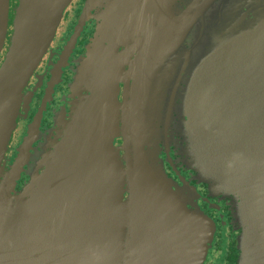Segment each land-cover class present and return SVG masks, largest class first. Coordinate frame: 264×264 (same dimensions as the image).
Instances as JSON below:
<instances>
[{
  "label": "water",
  "instance_id": "obj_1",
  "mask_svg": "<svg viewBox=\"0 0 264 264\" xmlns=\"http://www.w3.org/2000/svg\"><path fill=\"white\" fill-rule=\"evenodd\" d=\"M177 1L139 0L119 20L116 40L140 57L122 102L120 61L79 69L72 121L37 175L36 121L5 160L72 0H0V264H203L214 224L166 175L161 144L237 199L241 264H264V0L247 4L254 18L238 0Z\"/></svg>",
  "mask_w": 264,
  "mask_h": 264
},
{
  "label": "flooded vegetation",
  "instance_id": "obj_2",
  "mask_svg": "<svg viewBox=\"0 0 264 264\" xmlns=\"http://www.w3.org/2000/svg\"><path fill=\"white\" fill-rule=\"evenodd\" d=\"M251 1L254 0H238V5L242 12L254 18L257 4L255 7L247 5ZM89 2L90 0H72L65 9L54 38L30 79L25 94L31 101L26 109H21L5 160L7 169L14 164L18 149L24 142L30 125L35 121L38 128L31 147L32 157L34 155L39 158L41 151H44V156L56 152L65 125L72 121L78 99L73 84L79 69L86 62L95 69L103 64L120 61L116 68V80L120 81L121 102L126 84L131 86L133 83L129 72L134 65H140V57L138 54L130 57L126 53L129 47L126 48L124 42L118 43L115 30L119 20L139 0H95L93 4ZM176 5L182 6L179 9L185 8L179 0ZM93 49L97 52L90 56V50ZM3 55L4 51L0 62ZM179 64L181 66L182 62ZM42 107V115L38 118ZM115 145L121 146L122 140H116ZM159 157L166 175L174 184L196 189L198 195L193 196L192 203L197 204L214 224V239L203 264H241L243 224L236 217L237 199L233 195L212 192L209 185L201 183L198 173L177 145L161 144ZM38 161L39 167L35 173L43 175L46 166L43 161ZM29 180L27 173H24L17 190L20 191Z\"/></svg>",
  "mask_w": 264,
  "mask_h": 264
},
{
  "label": "rangeland",
  "instance_id": "obj_3",
  "mask_svg": "<svg viewBox=\"0 0 264 264\" xmlns=\"http://www.w3.org/2000/svg\"><path fill=\"white\" fill-rule=\"evenodd\" d=\"M68 139H69V138H68ZM69 141H70V139H69ZM67 148H68V146H66V149H67ZM63 150H64V149L59 148V152H61V151H63ZM43 152H44V151H41V152H40V156H39V158H38V157H35V156L33 155L32 163L35 162L37 158H38V159H37L35 165L33 164L34 167H33V170H32V172H31V174H33L34 172H36V169L39 167V166H38V165H39V161H38V160H40L41 162L43 161V158L45 157L44 154H43ZM37 162H38V163H37ZM41 162H40V163H41ZM28 168H29V167H28ZM28 168H27L25 174L30 172V171H28ZM198 178H199V176H198Z\"/></svg>",
  "mask_w": 264,
  "mask_h": 264
}]
</instances>
